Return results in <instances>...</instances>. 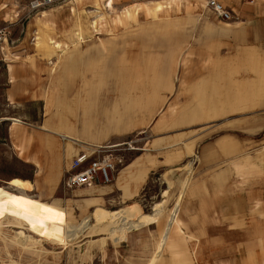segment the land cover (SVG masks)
I'll list each match as a JSON object with an SVG mask.
<instances>
[{"label":"crops","instance_id":"1","mask_svg":"<svg viewBox=\"0 0 264 264\" xmlns=\"http://www.w3.org/2000/svg\"><path fill=\"white\" fill-rule=\"evenodd\" d=\"M29 1L21 6L6 3L1 9L9 11L7 18H19L28 11ZM149 1L157 4L147 9L150 13L155 10L162 15L164 10V14H169L171 9L175 12L174 17L160 21L165 26V34L150 33V30L142 35L93 34L92 13L96 10H89L83 1H77L75 7L70 6L72 0L49 7L43 10L49 12L44 16L41 11L39 18L32 19L30 24L53 21L51 36H59L52 38L53 43L72 41L74 36L65 34L71 27L73 31L82 27L85 38L80 35L81 39H76L80 43L74 47L68 45L54 51L51 66L24 60L32 52L26 49L22 38L17 45L22 60L7 66L10 80L14 81L9 100L16 102L40 96L42 92L32 86L33 83L47 84L52 88L51 96L59 89L65 92L64 101L76 107L75 117L65 126L66 131L77 135L87 146L119 144L134 135L121 140L122 136L145 127L144 124L132 126L130 121L120 126L119 118L126 116L129 110L135 112V107L146 100L147 106L154 103L158 87H163L164 80L165 83L172 81L173 73H178V84L161 98V105L163 102L165 105L163 117L157 118L150 127V148L145 150L146 141L142 151L126 152L124 162L115 163L109 182L96 180L84 186L111 183L110 188L115 190L112 200L119 204L125 194L134 196L160 172L173 174L176 181L169 198L172 208L166 216L169 221L182 195L180 221L171 236L174 232L191 235L176 244L182 252L180 264H185L193 259L192 254L183 253L185 251L233 248L229 242L216 245L221 235L229 239L233 234H255L256 237L264 234V0H217L230 13L228 20L222 19L203 0ZM17 9L21 10L20 15ZM59 15L64 16L60 22L54 20ZM7 24L10 25L9 19L5 17L0 28ZM170 26L177 28L174 34H168ZM6 41L7 36L0 43V56L7 48ZM46 53L45 56L50 55ZM70 74L83 84L70 86ZM139 75L149 77L146 82L151 90L147 98L138 95L129 99L127 87L119 88L116 79L125 77L129 86L142 80ZM157 78L163 80V84L157 85ZM109 84L116 88L114 96H109ZM62 87L65 90L62 91ZM117 93L128 98L121 103V107L125 106L120 115L107 121L103 130L89 136L77 131L72 122L78 121L85 107L93 109L100 103L111 104ZM142 131L140 133L147 132ZM82 145H73L69 160L61 157L62 162L74 161L67 178L95 158ZM84 153L86 161L80 162ZM158 213L161 215V211Z\"/></svg>","mask_w":264,"mask_h":264},{"label":"rangeland","instance_id":"2","mask_svg":"<svg viewBox=\"0 0 264 264\" xmlns=\"http://www.w3.org/2000/svg\"><path fill=\"white\" fill-rule=\"evenodd\" d=\"M26 1L27 0H0V26L3 24V18L5 17L9 19L10 23V25H4V27L8 29L6 41L7 48L2 52V56H0V137H10L9 128L12 125V120H9L10 118H19L23 120L24 125L30 128L32 132V138H30L28 142L25 158L31 163L34 162L40 168L37 180L46 182L48 179H51L56 181L57 188L61 189L63 187L67 189L73 197H93L101 203L100 205L92 207L94 214L98 218L96 228L92 234H89L88 237L81 238L78 243L81 247L84 246L85 250L81 253V255L84 256L81 258V255H72L70 258L74 259L77 257V264H180L182 252L178 248L179 245L177 246L176 244L186 239V237H191V235H187L186 233L178 234L174 232L161 254L159 256L154 254L162 234V229L168 223V216H166V213L172 208L170 207L171 203L169 198L170 191L174 188V182L176 181L173 174L168 175L166 171L160 172L159 175L162 178V184L154 187L152 194L150 192L151 181H149L146 186L142 188L140 192L135 193L134 196L125 194L123 200L119 202L118 208L114 209L112 206L114 201L112 200V195L115 193V190L110 188L111 183L110 185L99 184L95 187H69L67 185V175L68 172L73 169L74 161L72 160L69 163L62 162V158L56 157L52 153L40 149V146H38L40 140L38 136L44 133L53 134L57 136L59 141H62L61 135L63 134L57 127L48 128L47 132H45L34 125L39 124L42 127L45 125L47 118L46 110L48 109L49 100H51L52 95L51 86L47 84L42 86L41 84L36 85V83H33L32 86L35 88L38 87L42 92L40 96H29L28 98L18 99L16 102H11L9 100L10 89L13 87L14 81L10 80L7 66L9 63H16L22 60L20 48L17 47L22 38H24L26 49L32 52L28 53V57L24 60L29 61L31 64H38L39 66H51V62L54 61L51 55L54 51H61L64 46L67 47L68 45L74 47L76 44L80 43V40L76 41V39L84 37L82 27L78 26L75 31H73L74 28L71 27L65 34L74 36L73 39H71L73 42L57 40L60 43V47H56L52 38H59V36H51V23L53 21L45 20L39 24H30L31 20L34 18L36 19L40 12L30 14L27 11L23 15L21 14L22 16H19V18H15V16L7 18L9 11L1 9L6 3H20L19 6H21L25 4ZM77 1H83L89 10H96L92 13L93 25L91 27V32L99 35H119L122 33H140L142 35L143 33H149V30L150 33L165 34V26L160 21L164 19V17L172 18L175 16V12L172 9L169 11V14H164V10L162 15L155 13V10H151L150 13L147 9H153L157 4H152L149 0H72L70 6L75 7ZM109 1H111L110 6L106 3ZM67 2L69 3L70 0ZM22 7L24 8V6ZM16 12L17 15L22 13L20 9H17ZM149 15L150 18H148ZM117 16H120L121 20H118ZM63 17L64 16L59 15L55 17L54 20L60 22ZM175 29L177 28L173 26L168 27V34L171 32L174 34L176 32ZM44 52L50 55L45 56ZM176 64L174 59L173 66ZM93 76L97 75L94 74ZM133 76L136 77V75ZM172 76V81H167V83H165L164 80L163 87H158L156 91L157 97L154 99L152 108H147L146 100L142 102L140 106L135 107V112L129 110L126 112V116L119 118L120 126H122L125 121H130L132 126L144 124L145 127L139 131L126 134L122 136V138L114 137L113 139L120 138L123 140L126 139L128 135H134L124 142H128L131 139H141L145 142L148 141L145 150L150 148V127L157 118L162 114L164 115L165 105L164 102L161 105V98H164L165 92L168 90L170 91L172 87L175 88L179 82L180 75L178 73L175 72ZM143 77V75L140 76V78ZM68 79L70 86L77 84L80 87L81 84H83L82 81L80 83V80L76 82L73 74L68 75ZM28 82L30 83L31 81L29 80ZM107 86L109 96H114L116 92L114 85L109 84ZM126 87L129 99L138 95L141 97L145 95V98H147L146 95H148L151 90L149 83L146 81L144 83V79H140L139 83L135 82L129 84V86L126 85ZM142 130H147V132L140 133L143 132ZM77 140H79L77 141L79 144H84L80 139ZM81 140L84 141L85 139ZM98 140L101 141L102 139ZM191 162L192 160L189 161V163ZM32 176L36 177V175L33 174ZM100 181L104 182L103 180ZM126 198L133 200L127 201ZM159 211H161V215H157L155 227H150L149 229L143 226L136 229L128 239H124L123 233H115L110 228L120 224L123 219L127 220L129 217L138 219L143 215L152 216ZM9 229L10 228L7 227L0 228V263H10L12 258L16 263L28 264V261H25L24 257L28 256L27 254H29V251L20 247L17 243L18 240L14 239L15 234L10 232ZM1 235L5 236L7 239L4 237H2L4 239H1ZM220 237L221 239L217 241L216 245L223 246L227 245L229 242V245L233 248H221L219 250L207 249L204 251L201 249H191L190 251L183 252H188V254H192L193 257L191 260L188 259V263L185 264H264V234L259 237H256L255 234L251 236L233 234L230 235L229 239H226L223 235ZM189 242H193V240ZM1 247L8 250L10 248V253L4 252ZM174 256L176 257L174 258ZM196 257H199V260H196ZM57 264H66V261L61 260Z\"/></svg>","mask_w":264,"mask_h":264},{"label":"bare ground","instance_id":"3","mask_svg":"<svg viewBox=\"0 0 264 264\" xmlns=\"http://www.w3.org/2000/svg\"><path fill=\"white\" fill-rule=\"evenodd\" d=\"M110 5L111 1L108 2V6ZM71 10L74 11V8ZM48 13V11H43L42 15ZM117 19L121 20L120 16H117ZM54 44L57 47L60 46L57 42ZM162 75L165 76V74ZM142 79L145 82L149 77L146 76ZM116 82L119 88H124L128 83L125 77L117 78ZM155 82L157 85L163 84V80L159 78ZM60 89L65 90L63 87ZM14 93L15 91L11 93V97ZM64 94L65 92H59L57 89L55 96H51L49 101L45 125L43 127L39 124L34 125L42 131H47L48 128L56 125L61 132H65L61 136L62 141L50 134L41 135L38 146L40 149L69 160L72 157L70 149L74 144L78 146L81 144L76 142L77 135L72 136L65 130V126L68 123L71 124V119L75 117L76 107L64 101ZM125 96L117 93L116 99L111 104L100 103L94 105L93 109L85 107L78 121L72 122V124L78 132L85 136L103 130L107 121L109 122L121 114V108L125 106L121 107V103L128 100ZM150 99L152 100L153 96ZM152 103L148 104V109L152 107ZM9 120H12V125L9 128L10 137H0V228H10V232L15 234L14 239L18 240L17 243L20 247L29 251L28 256L24 257L28 264H57L61 260L66 261V264H77V257L71 259L70 256L81 255L85 250L84 246L81 247L78 243L81 238L92 234L96 228L98 218L92 207L101 203L93 197H73L67 189L57 188L56 181L51 179L46 182L37 180L40 168L25 158L32 132L24 125L23 120L19 118H10ZM18 134H21V137ZM145 145L146 142H142V146ZM83 146L87 145L83 144ZM32 174L36 177H33ZM161 184L162 178L159 175L151 180V194L154 191L153 188ZM181 197L182 195L174 206L167 225L162 229L161 237L154 251L156 256L161 254L176 223L180 221L178 215ZM112 206L116 209L118 203L113 202ZM157 215L160 214L143 215L138 219L129 217L110 228L115 233H123L124 239H128L136 229L143 226L155 227ZM2 237L6 238L1 235V239H4ZM3 251L10 253V248L9 250L3 248ZM1 264L21 263H16L11 258L10 263L3 262Z\"/></svg>","mask_w":264,"mask_h":264},{"label":"built area","instance_id":"4","mask_svg":"<svg viewBox=\"0 0 264 264\" xmlns=\"http://www.w3.org/2000/svg\"><path fill=\"white\" fill-rule=\"evenodd\" d=\"M68 0H30L28 2V12H41L49 7L62 4ZM207 5L213 7L215 12L224 20L230 19V13L217 0H203ZM7 27L0 28V43L7 36ZM141 139H131L128 142L106 144L99 146H83L85 151L90 152L95 156L82 170L70 175L67 178V185L69 187H80L90 185L96 180H103L109 182L115 169V163L124 162V155L130 151H140L144 148ZM86 161L85 153L81 157L80 162Z\"/></svg>","mask_w":264,"mask_h":264}]
</instances>
